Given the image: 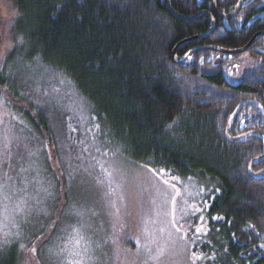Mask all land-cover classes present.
<instances>
[{"label":"trees","instance_id":"16d2710c","mask_svg":"<svg viewBox=\"0 0 264 264\" xmlns=\"http://www.w3.org/2000/svg\"><path fill=\"white\" fill-rule=\"evenodd\" d=\"M5 1L9 22L0 42V96L45 142L52 159L54 119L59 124L65 116L33 97L40 85L34 89L27 79L46 80L37 78L44 67L70 82L88 105L102 151L212 181L207 231L192 246L205 251V264H264V34L231 57L195 49L246 45L264 31V0H243L229 19L213 14L212 0H170L181 16L210 11L215 20L210 34L177 48L178 56L191 51L188 67L173 63L171 52L178 42L209 30L212 21L204 13L177 18L167 0ZM236 2L217 0L216 9L229 13ZM15 51L18 65L10 59ZM216 57L223 61L215 64ZM48 85L44 91L54 96L55 83ZM59 169L62 203L67 187ZM18 247L0 244V264H22Z\"/></svg>","mask_w":264,"mask_h":264},{"label":"rangeland","instance_id":"374dc122","mask_svg":"<svg viewBox=\"0 0 264 264\" xmlns=\"http://www.w3.org/2000/svg\"><path fill=\"white\" fill-rule=\"evenodd\" d=\"M7 7L0 0V42L9 22ZM10 59L18 65V52ZM39 71L37 78L46 80L27 77L34 89L40 85L33 97L65 116L59 124L54 119L57 159L0 96V244L17 243L22 264H205V251L192 246L200 245L207 231L212 181L102 151L95 118L71 83L52 69ZM48 76L54 78V96ZM59 166L67 187L62 203Z\"/></svg>","mask_w":264,"mask_h":264},{"label":"water","instance_id":"95a60500","mask_svg":"<svg viewBox=\"0 0 264 264\" xmlns=\"http://www.w3.org/2000/svg\"><path fill=\"white\" fill-rule=\"evenodd\" d=\"M216 1H217V0H212V3H211L212 12H213L214 15H216L217 17L222 18V19H229V18L233 17L234 15H236V13L239 11L240 6H241V4H242V2H243V0H237L236 4H235V6H234V9H233L231 12H229V13H219V12L217 11V9H216ZM166 7H167V9L170 11V13H171L173 16H175V17H177V18H181V19H186V20H188V19H193V18L197 17V16H198L199 14H201V13H204V14L208 15V16L211 18L212 24H211V27L209 28V30H208L206 33L201 34V35H195V36H192V37H190V38H187V39H184V40L178 42V43L174 46V48H173V50H172V52H171V59H172V62H173V63L178 64V63H183V62H184V63H185V66L188 67V66L191 65V62H190V61H186V58H187L188 54H189L191 51L185 53L183 56H178V55L176 54L177 48L179 47V45H181V44L184 43V42L191 41V40H193V39H195V38L205 37V36H207L208 34H210V32H211V31L214 29V27H215V20H214V17H213V15H212V12H210V11L198 12V13H196V14H194V15H192V16H188V17H186V16H181V15L177 14L175 11H173V10L171 9V7H170V0H167ZM260 34H264V31H258V32H256V33L250 38V40L246 43V45H244L243 47H240V48L224 49V48H220V47H218V46H204V47H199V48H195V49H202V48H205V49H210V50H216V51H218V52H220V53L228 54V55L231 56V55H233V54H238V53H241V52H244L245 50H247V49L250 47V45L252 44V42L255 40V38H256L258 35H260ZM221 61H222V60H221L219 57H216V59L214 60V63H215V64H220ZM260 92H261V90H260ZM262 100H263V104H264V92H263V94H262Z\"/></svg>","mask_w":264,"mask_h":264},{"label":"flooded vegetation","instance_id":"af4514ba","mask_svg":"<svg viewBox=\"0 0 264 264\" xmlns=\"http://www.w3.org/2000/svg\"><path fill=\"white\" fill-rule=\"evenodd\" d=\"M225 55H228V54H225ZM229 57H231L230 55H228ZM222 61H223V57H221Z\"/></svg>","mask_w":264,"mask_h":264},{"label":"snow or ice","instance_id":"6c2138e0","mask_svg":"<svg viewBox=\"0 0 264 264\" xmlns=\"http://www.w3.org/2000/svg\"><path fill=\"white\" fill-rule=\"evenodd\" d=\"M199 230V229H198Z\"/></svg>","mask_w":264,"mask_h":264}]
</instances>
